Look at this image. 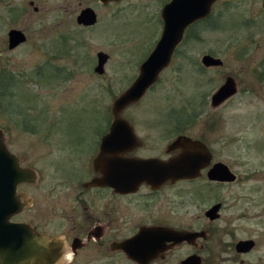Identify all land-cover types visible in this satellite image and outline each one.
Listing matches in <instances>:
<instances>
[{"label":"rangeland","instance_id":"1","mask_svg":"<svg viewBox=\"0 0 264 264\" xmlns=\"http://www.w3.org/2000/svg\"><path fill=\"white\" fill-rule=\"evenodd\" d=\"M36 1L44 9L32 13L28 40L14 50L4 43L9 19L1 20L0 1V89L4 92L7 86L8 91H0V127L6 129L11 151L39 171L38 189L44 192L57 182L46 151L56 143L84 144L81 140L92 134L91 129L105 127L113 99L132 83L159 39L163 2ZM85 6L97 13L94 29L75 21ZM61 16L70 18L69 36L51 24ZM176 48L156 82L124 112L139 128L172 129L175 117L182 116L181 126L195 134L205 132L214 159L226 163L239 178L227 189L207 186L204 197L183 206L180 220L184 225L213 227V264H264V79L257 75L264 69V8L259 0H221L208 20L185 29ZM98 51L108 54L101 74L93 69ZM205 53L219 57L222 67L201 74L198 68ZM226 73L235 78L237 91L213 108L210 95ZM21 117L31 119L27 126L38 132L19 131ZM185 117H190L188 122ZM225 197L235 205L208 223L204 210ZM226 225L232 234L224 233ZM237 238H251L256 247L242 256L243 262L219 261L228 255L220 250L224 241Z\"/></svg>","mask_w":264,"mask_h":264},{"label":"flooded vegetation","instance_id":"2","mask_svg":"<svg viewBox=\"0 0 264 264\" xmlns=\"http://www.w3.org/2000/svg\"><path fill=\"white\" fill-rule=\"evenodd\" d=\"M0 1L4 12L3 17L0 18L3 22L6 17L9 19L5 28L4 43L7 49L14 50L28 40V22L32 13L37 14L43 11L44 7L40 6L36 0H25L24 3H18L16 0ZM114 1L117 0L109 2ZM169 1L162 0L161 9ZM259 1L262 4L263 0ZM219 2L221 0H215L211 4L210 13L187 28L208 20L211 17L212 8ZM86 7L90 6L83 8ZM95 14L96 21L93 24L78 23L77 15L75 21L82 28L94 29L97 24V13ZM51 24L65 32L63 33L66 34L65 36L70 35L69 16H61ZM13 29L21 31L25 39L13 48H9V32ZM181 40L174 47L170 60ZM222 65L202 64L198 71L203 74L210 68H221ZM261 68L257 74L259 80L264 79V69L261 70ZM229 75L226 73L224 80ZM6 87L4 92L0 89L2 95L8 94ZM212 94L209 102L211 107H218L225 101L213 106ZM134 103L127 105L119 114L129 125L128 129L110 128L113 122L110 107V117H107L105 127L91 129L92 134L81 140L85 142L84 144L78 143L79 141L56 143L53 146L54 149H48L47 163L52 168V174L56 176L57 182L49 185L48 190L44 192L38 189L39 171L24 164L21 157L11 151L4 137L6 129L0 127L1 136L8 150L15 155L21 167L31 169L34 174L32 182H21L16 186L19 207L17 206V211L9 217V222L15 224L14 231L4 235L5 239L0 242L4 249L18 252L29 241L48 246L47 237L33 236L30 229L46 232L49 226H53L63 230V236L76 250L73 264H182L188 258L195 260V264H213L214 252L211 245L213 227L209 224L200 227L184 225L179 213L183 206L191 203L190 200L204 197L207 186L227 189L230 184L236 183L239 177L232 171L235 174L233 181L210 179L207 175L208 170L215 163L224 162L214 159V150L205 132L195 134L190 132V128L181 126L182 116L180 115L175 117L177 118L174 123L175 128L172 129L139 128L134 118L129 117L131 114L127 113V115L124 112ZM185 118L188 122L190 117ZM20 119L23 125L21 123L22 127L18 128L19 131L38 132L35 127L27 126L31 119L24 117ZM155 123L152 121L151 124ZM178 136H186L205 145L210 155L206 166L202 167L199 174L194 177L153 183L140 180L136 176L139 167L135 165V162L144 159L167 160L177 155L181 151L180 147L174 149L169 147ZM200 183H204L203 186H198ZM27 187H33V189L28 190ZM215 204H219L218 216L210 218L206 212ZM234 205L233 199L225 197L222 201L211 202L204 210V215L208 223H212L220 217V211L230 209ZM223 230L227 235L233 233L229 225H226ZM181 232H191L192 236L178 240V234ZM49 235L55 234L49 233ZM246 239L251 238L224 241L220 250L228 252V255L218 260L243 262L242 256L256 247V241L251 239L254 244L249 250H239L237 243ZM51 247L58 248V241L52 240ZM183 247L188 250L182 252ZM0 264H14V261L5 258L0 261ZM48 264H51V256L48 258Z\"/></svg>","mask_w":264,"mask_h":264},{"label":"water","instance_id":"3","mask_svg":"<svg viewBox=\"0 0 264 264\" xmlns=\"http://www.w3.org/2000/svg\"><path fill=\"white\" fill-rule=\"evenodd\" d=\"M112 0H100L102 4ZM215 0H170L161 9L162 30L155 47L139 66L138 75L132 83L122 91L112 102L111 112L113 122L111 129H128L129 125L122 119L120 112L130 103L136 102L145 91L156 81L159 72L169 63L171 54L176 44L181 40L185 29L198 19L210 13L211 4ZM264 7V0L262 2ZM96 21V14L90 7L83 8L77 15V22L83 24H93ZM25 37L19 30H10L9 48H13L18 43L24 41ZM108 59V54L99 51L96 55V65L94 70L101 74L104 71V64ZM205 66L222 65L223 61L219 57L211 54H204L200 60ZM237 91V86L233 76L229 75L224 82L213 92L211 102L213 106L226 100ZM180 147L181 151L167 159H144L135 162L139 167L136 176L140 180L150 183L164 182L168 179L189 178L199 174L202 167L206 166L210 159L209 152L205 145L193 141L186 136H178L170 145V149ZM210 179L229 180L235 179V174L224 163H215L207 172ZM34 174L31 169L19 165L15 155L11 153L3 141L0 132V242L4 240V235L14 231V223L9 222V217L17 211L19 207L15 192L17 184L21 182H32ZM129 183H127L128 185ZM123 185V184H121ZM126 185V184H125ZM219 204L213 205L206 213L210 218L218 216ZM191 232H181L178 240L190 238ZM253 240L246 239L237 243L239 250H249L253 246ZM195 260L188 258L182 264H195Z\"/></svg>","mask_w":264,"mask_h":264},{"label":"clouds","instance_id":"4","mask_svg":"<svg viewBox=\"0 0 264 264\" xmlns=\"http://www.w3.org/2000/svg\"><path fill=\"white\" fill-rule=\"evenodd\" d=\"M30 231L33 236L47 237L49 245H37L29 241L18 252H14L12 249H4L0 245V261L8 258L14 261V264H48V258L51 256V264H73L76 250L63 236V230L49 226L46 232H37L36 229H30ZM49 233L55 235H49ZM52 240L58 241V248L53 249L51 247Z\"/></svg>","mask_w":264,"mask_h":264}]
</instances>
